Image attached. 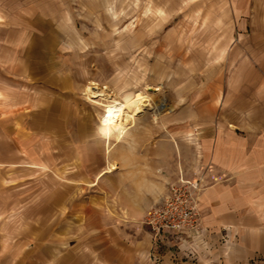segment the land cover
<instances>
[{
	"label": "rangeland",
	"instance_id": "rangeland-1",
	"mask_svg": "<svg viewBox=\"0 0 264 264\" xmlns=\"http://www.w3.org/2000/svg\"><path fill=\"white\" fill-rule=\"evenodd\" d=\"M58 1L59 33L69 41L61 43L57 57V84L30 91L33 98L41 96L42 128L24 140V151L32 153L25 166L0 164V264H104L99 253L109 246L104 239L113 238L103 226H118L122 218L114 210V188L104 176L95 181L97 171L113 162L107 174L112 179L127 169L140 134L150 127L156 132L160 118L179 106L214 101L217 113L228 116L232 69L264 62V0ZM253 74L244 76L251 90L256 88ZM90 81L118 99L147 96L152 103L134 117L109 154L99 129L108 102L94 97ZM250 94L257 97L255 91ZM95 96L102 97V90ZM50 102L56 104L51 111L57 119L47 124ZM25 124L13 130L33 133ZM20 134H13L16 142L23 141ZM82 147L89 148L85 160L77 153ZM31 159L38 166L29 167ZM204 189L203 179L198 202ZM201 227L203 235L192 247H178L173 234L156 239L148 228L155 247L147 262L134 264H163L166 257L177 264H218L238 235L223 229L215 238Z\"/></svg>",
	"mask_w": 264,
	"mask_h": 264
},
{
	"label": "crops",
	"instance_id": "crops-1",
	"mask_svg": "<svg viewBox=\"0 0 264 264\" xmlns=\"http://www.w3.org/2000/svg\"><path fill=\"white\" fill-rule=\"evenodd\" d=\"M58 2L0 0V164L25 163L24 140L35 138L42 128L41 96L33 98L30 91L57 84V57L61 43L69 41L59 33ZM243 64L232 69L235 77L228 80V116L217 113L214 101L179 106L160 118L156 132L150 127L140 134L127 169L116 171L112 179L104 169L97 171L95 181L104 176L114 188V210L122 218L118 226H103L113 238L104 239L109 246L99 253L105 261L147 262L155 242L141 223L145 213L180 175L201 174L205 186L198 202L201 225L215 238L223 229L238 235L218 264H264V62L260 59L256 68ZM251 72L257 75L254 90L248 88L249 78L244 81ZM251 91L256 98H251ZM55 106L45 104L47 124L56 122V110L51 111ZM26 122L33 133L13 130L16 124L25 128ZM16 133L23 141H15ZM16 143L19 147H12ZM77 153L85 160L89 148ZM166 258L163 264H177Z\"/></svg>",
	"mask_w": 264,
	"mask_h": 264
},
{
	"label": "built area",
	"instance_id": "built-area-1",
	"mask_svg": "<svg viewBox=\"0 0 264 264\" xmlns=\"http://www.w3.org/2000/svg\"><path fill=\"white\" fill-rule=\"evenodd\" d=\"M180 176L175 183L170 184L167 194L147 210L144 222L154 238L160 239L165 234H173L178 247H184L203 235L197 210L198 192L203 177L192 181Z\"/></svg>",
	"mask_w": 264,
	"mask_h": 264
},
{
	"label": "bare ground",
	"instance_id": "bare-ground-1",
	"mask_svg": "<svg viewBox=\"0 0 264 264\" xmlns=\"http://www.w3.org/2000/svg\"><path fill=\"white\" fill-rule=\"evenodd\" d=\"M151 87V86H150ZM146 87V89L150 88ZM89 89L90 92L94 95L96 99L100 98L105 102H108L104 112L100 118V125L99 129L105 138L106 143V153H110L113 145L116 142H119L120 139L126 133L128 127L134 121V117L137 116L143 109L151 108L152 103L150 99L145 97L133 98L130 100H121L115 97V94L104 91L106 86L102 85L99 86L95 82H89ZM158 88H153L152 90L155 91ZM99 90H102L103 96H95V93ZM113 94V95H112ZM32 154V153H31ZM30 151L27 152L26 161L31 156ZM29 167H36L38 164L34 161V159L28 160ZM23 162L22 160H11V163ZM25 162V161H24ZM22 166H25L21 164ZM27 165V164H26ZM46 165H41L40 168H44ZM114 167V163H109L108 168L105 172L111 171Z\"/></svg>",
	"mask_w": 264,
	"mask_h": 264
}]
</instances>
